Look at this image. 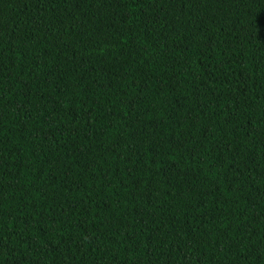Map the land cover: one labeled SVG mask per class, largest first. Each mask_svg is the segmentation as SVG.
<instances>
[{"label": "trees", "instance_id": "1", "mask_svg": "<svg viewBox=\"0 0 264 264\" xmlns=\"http://www.w3.org/2000/svg\"><path fill=\"white\" fill-rule=\"evenodd\" d=\"M0 264H264V0H0Z\"/></svg>", "mask_w": 264, "mask_h": 264}]
</instances>
